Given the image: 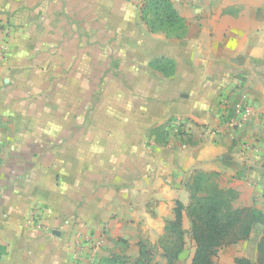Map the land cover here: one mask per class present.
<instances>
[{
  "label": "crops",
  "instance_id": "obj_1",
  "mask_svg": "<svg viewBox=\"0 0 264 264\" xmlns=\"http://www.w3.org/2000/svg\"><path fill=\"white\" fill-rule=\"evenodd\" d=\"M145 1L0 0V264H132L142 247L166 264L158 242L195 171L264 214V0H170L173 34L142 22ZM224 97L256 116L230 128ZM189 227L183 212L176 264ZM261 233L239 257L255 261Z\"/></svg>",
  "mask_w": 264,
  "mask_h": 264
},
{
  "label": "trees",
  "instance_id": "obj_2",
  "mask_svg": "<svg viewBox=\"0 0 264 264\" xmlns=\"http://www.w3.org/2000/svg\"><path fill=\"white\" fill-rule=\"evenodd\" d=\"M141 20L151 31L162 30L177 32L183 27V21L170 0H146L140 7ZM152 16V17H150ZM157 24H162L157 28ZM164 74L174 71L170 60L160 59L151 63ZM190 194L189 203L184 206L176 202L175 219L165 226V234L158 244L166 264H176L185 245L186 231L182 228V213L189 220V235L194 242L191 264H214V257L222 247L247 240L252 231L262 227L257 244L255 261L244 257L235 258L236 264H264V214L251 207L234 208L235 193L220 187L217 175L195 171L187 184ZM154 255L150 249L142 247L139 258L132 264L151 263ZM102 264H126L120 256L103 260Z\"/></svg>",
  "mask_w": 264,
  "mask_h": 264
},
{
  "label": "built area",
  "instance_id": "obj_3",
  "mask_svg": "<svg viewBox=\"0 0 264 264\" xmlns=\"http://www.w3.org/2000/svg\"><path fill=\"white\" fill-rule=\"evenodd\" d=\"M220 102L222 106L221 117L230 128H242L249 120L256 116V111L247 102L235 101L230 97H224ZM101 243L102 240L99 239L91 245V249L93 251L98 249Z\"/></svg>",
  "mask_w": 264,
  "mask_h": 264
},
{
  "label": "rangeland",
  "instance_id": "obj_4",
  "mask_svg": "<svg viewBox=\"0 0 264 264\" xmlns=\"http://www.w3.org/2000/svg\"><path fill=\"white\" fill-rule=\"evenodd\" d=\"M139 14H140V18H141L140 8H139ZM150 17H152V16H150ZM142 22H144V21H142ZM156 26H157V28H161L163 25L162 24H157ZM171 33L173 34V33H176V32H171ZM257 232H258V234L261 233V230L258 227L255 229V232L253 233L252 237L249 238V240H246V241L240 243L239 245H237V246H235L233 248L236 251L238 257L240 256L239 255L240 253L247 254L249 257L252 254H254V252H255V240H256L255 237H256V233ZM146 249H148V247H146ZM154 250H155L154 248H150V251H152L153 255L154 254L156 255V253L158 251L154 252ZM151 263H155L156 264L155 257L151 260ZM181 264H187L186 259H184V261Z\"/></svg>",
  "mask_w": 264,
  "mask_h": 264
}]
</instances>
